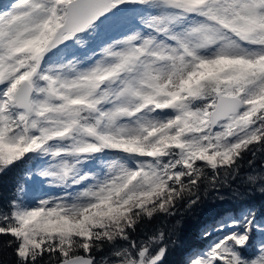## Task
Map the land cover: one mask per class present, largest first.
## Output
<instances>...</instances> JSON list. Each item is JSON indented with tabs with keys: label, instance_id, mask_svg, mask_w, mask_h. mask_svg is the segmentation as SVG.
Listing matches in <instances>:
<instances>
[{
	"label": "snow or ice",
	"instance_id": "6c2138e0",
	"mask_svg": "<svg viewBox=\"0 0 264 264\" xmlns=\"http://www.w3.org/2000/svg\"><path fill=\"white\" fill-rule=\"evenodd\" d=\"M10 172L0 264H264V0H0Z\"/></svg>",
	"mask_w": 264,
	"mask_h": 264
},
{
	"label": "trees",
	"instance_id": "16d2710c",
	"mask_svg": "<svg viewBox=\"0 0 264 264\" xmlns=\"http://www.w3.org/2000/svg\"><path fill=\"white\" fill-rule=\"evenodd\" d=\"M17 176V172H10L7 175L0 176V197L5 201L9 198L15 186ZM255 202L257 204L260 203L259 196L255 198ZM209 207L210 202H206L195 213L189 212L168 222H157L155 226H164L165 231H168L175 241L174 245H170L166 264H181L185 249L200 244L197 229Z\"/></svg>",
	"mask_w": 264,
	"mask_h": 264
}]
</instances>
